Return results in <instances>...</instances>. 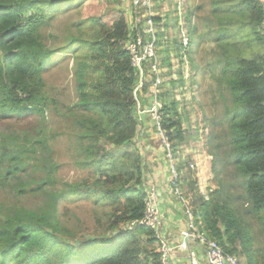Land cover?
Returning <instances> with one entry per match:
<instances>
[{"label":"trees","instance_id":"16d2710c","mask_svg":"<svg viewBox=\"0 0 264 264\" xmlns=\"http://www.w3.org/2000/svg\"><path fill=\"white\" fill-rule=\"evenodd\" d=\"M65 1L69 0H0V120L21 118L23 111L42 113L38 104L45 97L41 73L52 52L40 41L39 29L48 6ZM262 18L257 0H210L205 17L211 24L207 35L230 42L237 56L234 59L226 56L222 63L226 92L217 100L219 113L204 118L209 127L219 128L217 132L216 129L209 132L205 144L212 158L216 188L210 191L209 202H203L199 193L201 200L190 202L193 207L200 201L199 206L193 207L199 228L225 253L239 255L245 264H253L252 260L254 264H264V53L257 47L260 45L241 38L240 31L249 29L253 42L264 44L260 33ZM148 19L152 23L159 21ZM189 19L187 12L185 20ZM92 21L102 37L75 41L86 49L93 63H76L74 77L79 82L76 107L81 116H75L73 124L79 127L76 137L81 167L90 170L97 180L93 185L67 184L61 192L52 189L48 200L45 197L42 206L34 209L25 206L9 209L0 218V264H158L157 250H148L155 243L148 228L122 231L117 239L111 240L115 241L112 244L94 242L81 250L60 236L61 232L67 234V230L58 221L57 203L67 196L97 193V201H106L110 215L101 226L107 234L140 219L144 212L141 171L118 169L117 152L107 149L123 147L140 132L132 93L137 74L124 49L129 36L127 19L120 13L111 24L99 19ZM174 21L176 25L177 18ZM236 26L238 30L228 33ZM158 37L155 36V43L161 41V36ZM197 37L203 38L201 34ZM195 41L190 42L187 53L192 72L199 70L191 59L195 58L192 47ZM81 77L90 79L80 81ZM162 102V128L187 183L190 157L184 162V158L180 160L177 156V149L187 138L177 121L174 104ZM45 142L44 136L37 135L32 141H19V148H14L0 140V181L6 183L18 177L23 162L44 154L36 147ZM17 179L22 184L20 189H32ZM44 188L45 179L41 178L34 190ZM248 216L258 224L256 238L250 234ZM257 238L262 241L255 242ZM250 246H253L251 254ZM150 254L151 257L147 256Z\"/></svg>","mask_w":264,"mask_h":264},{"label":"rangeland","instance_id":"374dc122","mask_svg":"<svg viewBox=\"0 0 264 264\" xmlns=\"http://www.w3.org/2000/svg\"><path fill=\"white\" fill-rule=\"evenodd\" d=\"M65 2L48 6L47 16L41 20L39 29L40 41L52 52L41 73L42 90L47 97H43L38 103L42 113L23 111L20 114L21 118L0 120V140L6 141L11 147L19 148V141H32L37 135L44 136L46 140L43 146L36 147L37 151L44 153L42 156H37L31 162H23L21 172L15 179H8L6 183L0 181V218L12 208L25 206L34 209L42 206L41 202H44L45 197H47L45 201L48 200V193L52 189L53 192H61L67 184L93 185L97 180L90 170L81 167L82 155L78 151L76 137L79 127L73 124L75 116H81L78 113L80 110L76 107L79 98V82L74 77L76 63L78 65L93 63L86 54V49L79 47L75 41L80 39L93 41L101 38V33L92 20L99 19L111 24L120 13L126 17L130 32L137 29V37L141 41L145 31L150 29L147 19L153 17L159 20L151 26L157 39L161 36V41L155 43L154 61L158 66V76L150 74L148 62L143 65L144 85L140 92L142 104L140 109L145 110L154 94L157 101L164 102L163 105L174 104L177 121L182 125L187 138L185 144L177 149V156L180 160L184 158V162L190 157L189 183L180 185V193L189 204L200 199L199 194L203 202H209V199L206 201L204 197L209 196L210 191L216 188L212 186L216 184L211 171L212 158L207 154L205 144L209 132L214 129L217 132L219 128L216 125L209 127L204 118L219 113L221 107L217 100L226 92L222 63L226 56L231 59L237 56L230 42L207 35V29L211 24L205 17L208 16L210 0H140L135 7L133 0ZM187 12L190 14V22L185 20ZM174 18H177L176 25ZM236 27L228 30V33L238 30L239 27ZM192 28H195L194 31ZM199 34L202 39H198ZM240 34L241 38L251 41L256 46L260 45L257 47L264 53V44L253 42L254 38L249 29L246 32L240 31ZM194 39L196 41L192 47L196 53L195 58L191 59L199 66V70L192 72L187 53L189 44ZM129 45L128 40L127 46ZM179 73L182 76H178ZM89 79L81 77L80 81ZM154 81L158 82V85L156 92L152 94L151 84ZM85 89L88 90L87 87ZM143 121L144 126L139 125V139L136 137L119 149L113 147L107 149L110 152H117L118 169L123 168L132 172L138 169L140 172L152 168L156 174L163 175V168L166 167L163 149L149 117L143 116ZM101 141L104 144V140ZM156 162H162L163 168L152 165ZM190 165H194V169H191ZM17 178L32 189L26 187L20 189L22 184ZM41 178L45 179L44 191L34 190ZM190 183L192 186H189ZM98 198L97 193L67 196L57 203L58 221L61 227L67 230V234L61 232L60 236L76 250H81L82 247L94 242L108 245L115 242L111 240L117 239L123 233L112 231L107 234L108 232L101 226L110 215V207L106 201L100 199L97 201ZM199 202L193 207L199 206ZM246 219L250 234L256 238L259 231L257 222L249 216ZM98 220L102 223L100 224ZM262 240L257 238L255 242ZM252 249L253 246H250L249 254ZM148 250L156 252L155 245L149 246ZM147 256L151 257V254ZM237 257L241 264H245L244 259L239 255ZM252 263L255 261L252 260Z\"/></svg>","mask_w":264,"mask_h":264},{"label":"built area","instance_id":"2783aa9c","mask_svg":"<svg viewBox=\"0 0 264 264\" xmlns=\"http://www.w3.org/2000/svg\"><path fill=\"white\" fill-rule=\"evenodd\" d=\"M140 0H133L134 7ZM262 11L263 18L260 25V33L264 36V0H257ZM149 30L145 31L143 40L137 37V29L130 32L128 40L130 45L125 43L124 49L131 57V66L134 68L137 77L133 86L132 93L135 100V118L138 125L144 126L143 116L149 117L153 130L158 136L160 146L164 153V162L166 167L163 168L162 162H156L152 165L163 168V175H158L149 168L141 171L140 189L144 194V212L140 219L134 220L122 228L120 231H132L138 228L150 229L155 238V249L158 253V264H171V261L178 256V253L185 254L188 264H241L237 256L225 253L222 247L208 234L199 228L196 223L195 210L180 193V185L185 183L182 172L180 173L177 166V159L174 157L171 144L162 128L163 114L162 106L154 98L150 99V104L145 110L140 109L141 89L144 85L143 65L149 63V72L154 77L158 76V66L155 59V35L150 19H147ZM133 29V28H132ZM158 82L151 84L152 94L156 92ZM140 128V126H139ZM140 138V132L137 137ZM194 169V165H190ZM175 201L184 218L183 227L172 224L164 214V200ZM206 201L208 197H204ZM176 229L177 232L172 230Z\"/></svg>","mask_w":264,"mask_h":264},{"label":"crops","instance_id":"0c3cea01","mask_svg":"<svg viewBox=\"0 0 264 264\" xmlns=\"http://www.w3.org/2000/svg\"><path fill=\"white\" fill-rule=\"evenodd\" d=\"M210 158V157H209ZM211 172V171H210ZM213 188L216 186H212ZM164 214L167 219H172L171 222L172 224H177L176 226L183 227L184 225V218L182 216V213L180 211V208L178 204L173 201V200H164ZM173 232H177L176 229L173 228ZM171 264H188V260L185 258V254L178 253V256L175 257L172 261Z\"/></svg>","mask_w":264,"mask_h":264}]
</instances>
